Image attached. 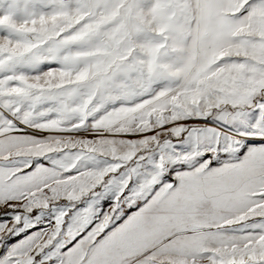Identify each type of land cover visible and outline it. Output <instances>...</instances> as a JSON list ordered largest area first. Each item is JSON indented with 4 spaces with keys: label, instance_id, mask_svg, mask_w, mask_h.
I'll use <instances>...</instances> for the list:
<instances>
[{
    "label": "snow or ice",
    "instance_id": "snow-or-ice-1",
    "mask_svg": "<svg viewBox=\"0 0 264 264\" xmlns=\"http://www.w3.org/2000/svg\"><path fill=\"white\" fill-rule=\"evenodd\" d=\"M0 264H264V0H0Z\"/></svg>",
    "mask_w": 264,
    "mask_h": 264
}]
</instances>
